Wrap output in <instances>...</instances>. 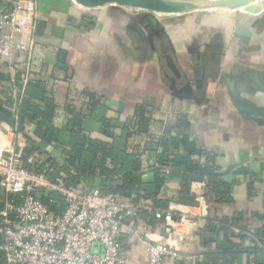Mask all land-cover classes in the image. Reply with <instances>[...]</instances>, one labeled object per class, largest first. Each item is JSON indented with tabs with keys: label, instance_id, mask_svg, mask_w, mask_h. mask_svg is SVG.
<instances>
[{
	"label": "crops",
	"instance_id": "obj_1",
	"mask_svg": "<svg viewBox=\"0 0 264 264\" xmlns=\"http://www.w3.org/2000/svg\"><path fill=\"white\" fill-rule=\"evenodd\" d=\"M254 5L255 10L170 15L118 5L85 8L73 0H36L24 2L20 11V38L26 41L32 34L35 38L29 83L39 82L54 101L56 127H71L74 114L69 108H74L87 114L84 126L93 138L111 142L113 136L104 132V122L109 119L115 135L127 133L129 124L124 122L144 105L153 118L149 128L160 142L133 146L134 137L126 135L122 148L139 155L142 183L151 168L166 171L160 188L156 175L157 198H173L184 189L182 175L172 171L189 172L160 163L164 138L189 137L197 148L193 159L210 168L200 172L231 184L233 200L218 201L213 200L206 180H193L189 190L196 202L171 201L169 206L190 208L196 219L205 212L215 221L239 217L240 228L235 226L227 234L210 225L183 226L184 256L167 257L163 264H204L207 254L222 253L228 246L237 249L232 264H258L264 258L254 249L260 245L247 238L248 232L264 227V115L255 112L264 111V1ZM2 8L1 4L0 13ZM35 12L33 32L30 21ZM26 60V53L15 57L18 69L13 74L0 56V112L17 117L24 126L17 137L27 144L40 141L35 136L37 124L21 121L20 108L17 113L12 108L13 77L23 79ZM188 86L192 87L189 95L181 91ZM3 124L0 118V127ZM64 148H70L68 141L52 140L43 146L41 157L50 163L63 162ZM168 151L171 155L186 152L183 146L173 145ZM99 181L97 177L85 185H99ZM194 181L206 183L207 208L192 191ZM3 199L0 186V204ZM143 223L142 218L136 221L137 226ZM152 229L162 233L164 227ZM122 239L128 264H150L136 232L126 229Z\"/></svg>",
	"mask_w": 264,
	"mask_h": 264
},
{
	"label": "built area",
	"instance_id": "obj_2",
	"mask_svg": "<svg viewBox=\"0 0 264 264\" xmlns=\"http://www.w3.org/2000/svg\"><path fill=\"white\" fill-rule=\"evenodd\" d=\"M24 2L36 0H0V56L9 72L14 74L18 69L15 57L27 54L23 79L15 87L12 108L16 113L26 95L35 51L33 34L26 41L19 36ZM36 28L37 12L30 21V29L34 32ZM18 135L6 123L0 127V186L4 195L0 204L1 264H128L122 239L126 229L143 241L150 264H163L167 257L184 256L181 227H203L208 222L207 212L196 219L190 208L184 210L177 203L161 208L152 197L132 200L117 192H105L99 185L87 187L83 179L71 184L62 177L52 180L38 166L43 158L28 154L27 144L20 143ZM204 187L203 181L192 183V191L207 208ZM54 194L64 201V207L57 211L47 202L55 201ZM143 210L164 223L167 235L153 231L141 214ZM140 218L144 223L137 226ZM247 238L264 248V240L254 234L248 232Z\"/></svg>",
	"mask_w": 264,
	"mask_h": 264
},
{
	"label": "trees",
	"instance_id": "obj_3",
	"mask_svg": "<svg viewBox=\"0 0 264 264\" xmlns=\"http://www.w3.org/2000/svg\"><path fill=\"white\" fill-rule=\"evenodd\" d=\"M20 84L21 80L16 79L15 85L19 86ZM26 93L20 105V120L23 122H35L37 124L35 136L40 140L39 142L32 140L30 143H27V153H35L41 157L44 155L42 151L43 146L52 140L62 141L64 143L68 141L70 146L68 149H63L66 157L63 162L53 160L50 163L45 158L39 160L38 166L41 167L40 170H44L52 180L62 177L68 184L78 183L82 179L90 181L100 177L101 181H99V185L103 191L117 192L122 197L132 200H139L147 196L146 191L142 189V175L140 171L143 166L139 155L129 152L128 147L122 148L126 135V138L129 137V139L130 137H134V141L136 142L134 144L131 143L133 146L137 145L141 147L144 142H147V146L152 147L160 142L156 133L149 128L153 122V118L144 105H139L136 112L129 120L127 119L128 122L127 120L124 122L129 124L127 133L122 132L121 135H115L110 130L112 124L108 121L109 119L104 122V132L107 135L110 134V136H113V141L108 142L93 138L85 130L84 120L87 114L74 108H69L71 113L74 114L70 121L71 127L69 129L56 127L53 124L56 110L54 101L45 95L44 87L39 85V82H30L26 87ZM93 102V106H95L97 101L94 98ZM144 134L148 138L147 141L143 137ZM161 143L164 150L159 154L160 163L166 166L187 169L189 172L172 171V174L182 175V178L185 180L184 189L173 198H156L158 193L153 194L151 197L157 207L167 208L171 201L195 203L194 196L189 190V183L193 180H206L210 187V194L213 200H233L231 192L232 186L229 182L214 175H205L200 172L208 171L210 168L193 159L192 155L197 148L189 140V137L181 138L175 136L171 139L164 138V141ZM169 145H173L176 149L183 146L186 152L185 154L174 153L171 155L168 151ZM144 146L146 147L145 143ZM108 162H111V164ZM165 173L166 171L161 168L156 170L158 188L161 187V184L165 180ZM53 197L58 204L55 201L50 203V199L47 200L48 204H51L52 209L57 211L63 208L64 201L61 196L54 194ZM141 214L148 220L152 228L164 227V223L156 219L153 213L151 214L143 210ZM209 225L212 228L223 230L227 234L234 232L235 226L240 228L239 217L225 218L217 221L208 219V223L203 228H207ZM254 235L264 240V227L259 230H254ZM228 237L225 240H229L227 239ZM221 248L223 249L224 247L221 246ZM227 248L229 250L222 251V253L207 254V259L204 264H232L237 258V249L236 251L234 250L236 248L235 246H228ZM254 249L263 255L264 248L262 246L254 247ZM3 259V253L0 251V264L3 262ZM259 260L258 264H264V258Z\"/></svg>",
	"mask_w": 264,
	"mask_h": 264
},
{
	"label": "water",
	"instance_id": "obj_4",
	"mask_svg": "<svg viewBox=\"0 0 264 264\" xmlns=\"http://www.w3.org/2000/svg\"><path fill=\"white\" fill-rule=\"evenodd\" d=\"M77 4L85 8H100L107 5H118L134 8L136 10H143L149 12H158L163 14H185L191 12H198L204 14L211 9H238L247 8L249 10H255L257 3L260 0H73ZM264 1V0H263ZM188 86L181 91L184 94H190V88ZM180 96V94H179ZM182 97V96H180ZM111 102H107L110 104ZM264 115V111H255ZM0 118L2 122L6 123L12 129L17 132L24 133V126L19 124L17 117L9 116L0 112ZM159 167H153L150 171L144 175L142 189L146 191L148 197H151L157 192L156 184V170ZM162 234L167 235L165 231Z\"/></svg>",
	"mask_w": 264,
	"mask_h": 264
}]
</instances>
